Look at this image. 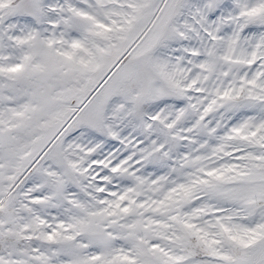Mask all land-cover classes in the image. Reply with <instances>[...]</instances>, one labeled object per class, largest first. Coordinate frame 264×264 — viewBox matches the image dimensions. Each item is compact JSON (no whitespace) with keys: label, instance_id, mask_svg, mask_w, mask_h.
Returning <instances> with one entry per match:
<instances>
[{"label":"snow or ice","instance_id":"snow-or-ice-1","mask_svg":"<svg viewBox=\"0 0 264 264\" xmlns=\"http://www.w3.org/2000/svg\"><path fill=\"white\" fill-rule=\"evenodd\" d=\"M0 264H264V0H0Z\"/></svg>","mask_w":264,"mask_h":264}]
</instances>
